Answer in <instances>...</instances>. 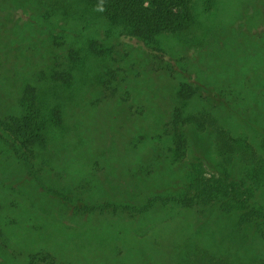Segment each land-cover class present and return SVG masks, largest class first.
<instances>
[{
	"label": "trees",
	"instance_id": "1",
	"mask_svg": "<svg viewBox=\"0 0 264 264\" xmlns=\"http://www.w3.org/2000/svg\"><path fill=\"white\" fill-rule=\"evenodd\" d=\"M213 3L0 0V158L59 200L60 205L55 202L60 221L67 215L124 213L141 223L161 211L168 215L189 207L202 211V205H210L218 216L234 215L236 219L225 223L215 221V216L205 226L190 229L186 239L191 245L184 251L189 255L187 263L264 264V205L258 201L264 193V78L256 83V94L246 96L236 93L233 81L227 85L200 83L204 77L199 73L197 77L196 59L190 53L197 43L189 32L196 9L210 11ZM97 19L109 25L104 36L97 34ZM72 20L83 23L82 28H70ZM169 36L176 43L161 41ZM132 52L143 60L140 65L146 70L142 72H155L146 81L155 76L172 81L171 102L158 107L133 96L135 82L140 83L135 79L139 73L132 75L131 71L139 62L119 63ZM84 54L107 63L104 77L91 86H106L115 96L124 129L115 135L121 158L96 169L89 164H96L97 150L81 139L87 125L75 119L67 123L61 99L74 96L66 89ZM128 80L134 82L122 89ZM209 107L221 112V122ZM206 122L218 125L209 129ZM210 147L219 161L217 173L206 176L199 156ZM125 152L128 156L123 160ZM184 154L186 160L181 158ZM46 162L60 164L62 169L87 168L78 175L60 169L52 181H46L41 176ZM4 171L0 174V264H55L52 252L37 244L39 228L33 218L41 199L26 196L23 201L7 192L3 187L8 167ZM246 224L263 229L258 238L249 233L243 236L244 242L252 238L259 255L246 249L233 258L227 252V240Z\"/></svg>",
	"mask_w": 264,
	"mask_h": 264
},
{
	"label": "rangeland",
	"instance_id": "2",
	"mask_svg": "<svg viewBox=\"0 0 264 264\" xmlns=\"http://www.w3.org/2000/svg\"><path fill=\"white\" fill-rule=\"evenodd\" d=\"M195 13V22L189 34L194 38L193 43H197V48L195 47L192 52L190 49L189 52L196 59L193 66L197 77L198 73L204 77L199 80L200 83L210 81L227 85L233 81L235 83L231 85L237 94L243 96L256 94L259 88L254 87L264 78V0H214L210 11L203 12L196 9ZM94 21L96 28L99 29L97 34L104 36L109 25L99 19ZM82 24L80 21L72 20L70 28L77 30L79 27L82 28ZM108 40L105 38V41ZM161 41L167 44L176 43L173 36L162 37ZM138 55L139 53L132 52L129 57L123 58L124 62H119L120 64L125 63L126 60H128L127 63L139 62V65L131 71L132 75L139 73L135 79L140 83L139 85L135 82L137 87L133 96H138L144 104L157 103L158 107L163 106L165 102H171L174 96L171 93L172 81L159 77L164 80L161 82L156 76L146 81L149 75L155 72L148 71L146 74L142 72L146 69L140 65L143 60L139 61ZM106 64L103 58L84 54L75 79L66 89L69 96L71 94L74 96L61 98L65 102L62 108L67 123L75 119L87 125L81 131V139L83 143L91 144L97 150L94 158V161H97L96 164L91 165V162L89 164V167L95 169L102 167L106 161H114L120 157L116 152L118 146L115 135L124 130L120 125L118 113L120 107L116 106L115 96L106 89V86L103 89L101 86H91V83L94 84L97 79L99 81L104 77ZM235 73L237 75L232 77ZM121 77L122 73L119 72L120 83ZM133 82L128 80L122 83L121 88L124 89ZM113 83L111 79L110 85ZM133 100L132 98L131 101ZM230 101L232 102V99ZM209 108L221 122L223 119L221 112L218 113L214 108ZM144 117L147 116L144 115ZM218 120L217 122L220 123ZM218 123L206 122L205 125L211 129L212 125H218ZM89 127L90 131H88ZM246 143H249L248 138ZM144 145L145 143L140 144V146ZM210 148L199 156L206 176L217 173L219 161L216 153ZM127 156L128 153L125 152L122 159L125 160ZM181 158L186 160L187 156L184 154ZM7 163L9 162H4L0 158V174L5 172L4 167L9 169L8 177H5L8 181L5 180L3 188L21 200L26 196L41 199L38 202L39 205H36L38 214L33 218V225L39 228L37 244L52 252L55 264H188L189 255L184 252L185 246L191 245V242L186 239L190 237L188 232L190 229L205 226L207 220L218 216L213 213L212 206L202 205V211L195 207L184 208L169 215L161 211L148 221L142 219L141 223L139 219L130 218L124 213L115 215L95 213L87 217L73 218L67 215L60 221L59 200L51 194H45L40 187L41 183L22 174L16 165L14 167L12 164L14 167L12 168ZM46 163L41 175L46 181H52L53 173H58L60 169L62 171L65 169L68 175H78L80 171H86L87 168L83 165H72L63 166L64 169H62L60 164L57 167L54 162ZM13 169L18 171L16 175L13 174ZM258 201L264 205V193L260 194ZM42 204L44 207H40ZM245 217L249 218L247 215ZM215 218V221L222 220L225 223L232 218L236 219L234 215ZM242 229L240 233L234 231L235 233L227 240V252L233 258H238L246 249L252 253L254 250V253L259 255L258 246L252 242V238L244 242L243 236L249 233L250 237L258 238V234L263 232L261 225L260 230H257L255 226L249 228L247 224ZM252 260L254 261L253 258Z\"/></svg>",
	"mask_w": 264,
	"mask_h": 264
},
{
	"label": "clouds",
	"instance_id": "3",
	"mask_svg": "<svg viewBox=\"0 0 264 264\" xmlns=\"http://www.w3.org/2000/svg\"><path fill=\"white\" fill-rule=\"evenodd\" d=\"M100 10L102 11L103 9L101 8Z\"/></svg>",
	"mask_w": 264,
	"mask_h": 264
}]
</instances>
